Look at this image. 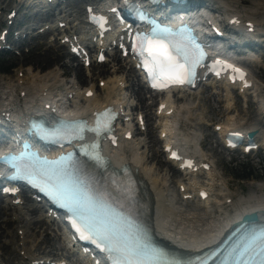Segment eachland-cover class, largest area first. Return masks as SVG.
I'll return each instance as SVG.
<instances>
[{"label":"bare ground","instance_id":"1","mask_svg":"<svg viewBox=\"0 0 264 264\" xmlns=\"http://www.w3.org/2000/svg\"><path fill=\"white\" fill-rule=\"evenodd\" d=\"M33 1L37 0H31L28 6H30ZM231 1L237 3L235 0H216L223 13L231 11L239 15L243 20L257 22L255 17L249 15V13L244 10L227 8V6H230L229 3ZM20 2L24 1H16V3ZM86 5L102 8L104 3L103 0H68L67 3L60 8L59 13H57L59 17L55 16V19L50 21V23H52L51 25L47 26L46 24H41L38 27H43V29L48 28L55 32L59 30L58 22L62 21L65 23L66 26L63 33H60L61 36L58 37L59 42H61V44H67L69 49H75L77 54L85 52L89 55L92 64L97 63L95 59L98 55V50H96L97 48L95 46L98 39L95 38L92 27L86 23ZM5 6L6 4L0 6V10L2 11L0 15V24L3 20L8 19L6 16L11 12V10L7 9L5 11ZM53 6V4L50 5L48 12L41 13V10L38 9L34 14L51 16ZM255 24L259 25V23ZM45 25L47 26L46 28H44ZM31 27L33 26L31 25ZM23 32H25V30H23L22 33ZM111 40L112 38L109 39V41ZM68 55H70L71 58L76 57L69 51ZM126 59L127 57H121L118 52L112 54L111 59L109 58L108 60L107 58V60L102 63L103 73H109L103 79L100 78V80L104 82V92L102 93V88L99 90L102 94L101 97L96 95L98 90H95L96 87H94V84L81 90L74 80H68L63 83L64 88L61 89V91H63L62 93L57 94L53 92L59 84L58 77H60L61 74L58 73V70L37 72L27 69L25 76L22 78L17 77L14 79V82L10 79H0V117L3 119L4 114L2 112L7 110L11 112L16 111V115L18 114L17 111H19L20 114L18 119L20 120H23L26 115H34L36 113L48 114L49 112L43 110L41 106V99H45L47 104L56 106L58 110H60L62 102L69 100L77 101L79 104H86V106H91L92 109L101 108L108 103L118 104L120 106L127 105L130 104V100L129 98L125 99L127 95H123L125 91L123 89L128 87L140 100L141 107L145 109V120L149 121L153 117L150 114L151 112H149V105L144 104L143 94L145 89L141 83L133 81L134 79H138L134 73L136 69L133 65H128L129 62ZM250 61L255 62L256 60L253 61L252 58H250ZM68 62L69 60H62L60 64L61 68H63L62 73H66ZM108 66L110 69L105 71L104 69H107ZM75 72L77 76H81L79 67L75 68ZM24 82L27 84H24ZM254 82L257 86L256 79H254ZM17 83H20L18 84L20 88L16 92L15 86ZM203 85L221 88L222 91L225 92L224 95L227 99L226 107H232L231 87H227L222 82H212L209 80L204 82ZM88 89L94 90V94L91 97L85 95ZM195 92L197 91L193 93ZM199 93L200 91L198 94ZM241 93L244 94L245 90H242ZM69 96H71V98ZM255 96H257V99L254 101L258 103L260 108V110L257 109L258 112L256 115L260 117L264 112V98H258V93L254 96L252 95L253 98ZM204 99L206 100L207 98ZM183 100H185V96ZM157 108L158 105L153 115L164 120L163 129L159 132L160 137H164L165 132L168 133V140L179 145L182 152H189L193 157L198 159V163L199 160L203 161L210 159L204 154L200 144L203 136L201 137L202 130L198 125L204 122L203 117L197 116L196 114L193 116L192 110L188 105L184 104V102L175 103L173 101L168 103V107L165 110L173 108L174 112L172 115H166L164 111L157 112ZM130 111H132V107H130ZM81 113L85 114L86 111L81 110ZM181 114H184L183 117L186 118L187 121L189 120L191 125L193 120L196 125L198 123V129L191 128L183 130L181 128ZM236 116H228L223 123L215 125L217 137H223L228 131L234 129L245 132L255 130V126H249L248 128L242 127L243 123L239 124L240 122L237 120L241 119V117L239 116V118H237ZM179 124L180 126H178ZM132 129H134V132L136 131L133 124L131 126V131ZM122 134V131H120V147L118 149H108L106 153L117 167L124 164L132 171L137 180L140 195L146 202L143 207L145 217L151 227L155 229L156 236L166 245H175L186 250H192L195 247L200 248L202 245L212 240L215 234L222 230L228 222L232 219H237L242 208L254 207L260 210L258 216L264 219V185L256 184L250 194L236 199L230 194L228 182L222 181L213 161L207 171L201 169L197 171V173H188L185 170L181 171L177 164L167 160L166 153L165 158L170 162L169 164L174 165L180 174L183 172L182 181L176 184L177 191L175 192L176 188L174 189V185L170 184L171 181L167 183L165 174H161L160 170L158 171L156 166H153L151 163V157L144 153L143 144L145 143L142 144L139 137L133 140H125ZM255 139L260 145H264V133H262V131L256 129ZM158 155L160 156V154ZM199 177L201 180L198 179ZM203 177L205 180H203ZM180 189L184 190L181 192ZM200 189L208 190V196L204 200L198 198ZM188 193L191 194V198L184 199L183 195ZM229 199H231L230 204L234 207V214H232L231 210L225 208V204ZM210 207H215L214 213L209 210ZM6 211H9L11 216H15L13 217V223L16 224L15 229L17 234L11 229H3L0 231V264H56L60 260H65L68 264H90L88 261H80L76 254L70 251L66 241L55 230V227H52L55 223L52 219L47 217L45 214L47 210H45L43 206L36 204L33 200L24 203L22 206H15L10 202L4 203L3 200L0 199V218H2L0 219V223L7 221L6 218L2 216ZM49 228H52L55 232L51 233ZM6 246L9 247V251L7 250L8 254L5 255L4 248Z\"/></svg>","mask_w":264,"mask_h":264},{"label":"rangeland","instance_id":"2","mask_svg":"<svg viewBox=\"0 0 264 264\" xmlns=\"http://www.w3.org/2000/svg\"><path fill=\"white\" fill-rule=\"evenodd\" d=\"M235 1H237V3L231 1L229 3L230 6H227V8H235L248 12L249 15H252L256 18L257 22L260 25L262 24L261 27L264 29V0ZM5 4L6 6L4 9H8L15 6V1L0 0V6ZM215 5L220 7L218 3H216ZM25 11L27 12L26 9L22 8L19 14L22 15V13ZM34 12H27L23 14L25 15L24 19H26L27 23L36 24L37 22H44L45 20L52 21L53 19L52 16H45L46 18L44 16H31V14H34ZM43 18L45 19L43 20ZM5 21L0 24V28L5 25ZM257 54L260 58V62L253 64L249 69L250 73L256 79L258 84V98H264V47L262 48V50H257ZM62 60H69L66 73H62L63 68H61L60 66ZM8 63H13L14 66L9 68L5 72H0L1 80L10 79L14 82V79H16L17 77H24L27 69H31L37 72L58 70V73H60L61 75L60 77H58V86L53 90V92L55 93H58L62 89V87L64 86V82L68 80H74L76 81L75 83L78 85V88H80L81 90H84V88H87L91 84H94V87H96L95 90H98V94L96 92V95H99V97H101L102 94L99 92V90L102 88L101 91L103 93L104 89L103 81H100V78L103 79L109 73H103L102 63H92V66L85 67L76 59V57L71 58L70 55H68V50H66V48L61 44H58L57 39L54 40V36L49 32L31 39L28 44H24L21 47L19 55L10 52H0V64ZM128 65H131V63H129ZM77 67H79L81 70L80 77L77 76L75 72V68ZM108 69H110L109 66L104 70L106 71ZM134 73L136 74L135 70ZM136 76V78H138L137 74ZM133 81L139 83L137 79H134ZM18 84L20 83H17V85L15 86L16 92L20 88ZM24 84L27 83L24 82ZM133 86L135 87L134 84ZM219 89L221 88H212L210 85H201L198 87L197 92L189 94L190 97L188 94H186L185 100H183V102L192 110L193 116H195L196 114L197 116H201L204 118V122L200 123L199 125L197 123V125L200 126L202 130L201 137L203 136V138H201L202 141L200 144L203 148V152L207 157L211 159V161L214 162L216 170L219 172L222 181L228 182V185L230 186V194L233 196V198L237 199L241 196L250 194L256 184L264 185V152L262 150H258L256 151V153L252 152L250 155H244L238 150L232 151L225 149L221 144L219 137H217L218 135L217 131L214 130V125L223 123L228 116L237 115V118H239V116L241 117V119H237L240 122L239 124L243 123V126H240L247 128L249 126H255V130L257 129L264 133V112L260 115V117L256 115L260 108L258 103L254 101L257 99V97L253 98L251 95L252 91L248 94H243L235 89H231L233 105L231 108H227V99L224 95L225 92L222 91V89ZM123 90H125L123 95H127V98H125H129L130 103H132L133 114H136L139 111L141 113H144L145 109L141 107L140 100L137 98L136 94H133L131 89L128 87ZM199 91L200 93L198 94ZM143 96L144 104L149 105V112H151L150 114L153 118L149 121L146 120L147 126L145 130H137L136 138L139 137V140L142 141V144L145 143L143 144L144 149L142 148L143 151L145 150L144 153L147 156L151 157L150 161L153 166H156L157 170H160L161 174H165L167 183L171 181L170 184L174 185L173 187L174 189L176 188V192V184L183 178V176L178 172L177 168L174 165L169 164L170 162H168L165 158V154L162 148V140L161 138H159L160 127L161 129H163L164 120L162 118H160L159 120L156 118L157 116L153 115V112L157 107V99L152 98L146 91V89ZM204 98L207 99L205 100ZM183 116L184 114H181V128L183 130L191 128L198 129V126L196 125L194 120L191 125L190 121H187ZM158 154H160V156ZM247 170H249L250 172L247 174L244 173ZM198 179L201 180L200 177ZM203 180H205L204 177ZM9 213V211L3 213L2 216L3 218H6L7 221L0 223V231H2L3 229H11L16 233V224L13 223V217L15 216H11V214ZM52 227L56 226L53 224ZM49 231L51 233L55 232L52 228H49ZM7 250L9 251V247L6 246L4 248L5 255L8 254Z\"/></svg>","mask_w":264,"mask_h":264},{"label":"snow or ice","instance_id":"3","mask_svg":"<svg viewBox=\"0 0 264 264\" xmlns=\"http://www.w3.org/2000/svg\"><path fill=\"white\" fill-rule=\"evenodd\" d=\"M142 43L146 45L144 50L148 52L154 64L166 66L168 74L165 78L173 83L189 82V77L194 75L195 65L199 63V50L194 54L187 49H181L185 61L181 65L171 53V49L178 47L177 45L166 44L163 41L147 37ZM236 71L239 72L238 69ZM153 86L166 85L154 84ZM107 126L106 122L98 121V127L92 130L99 134L100 131L106 130ZM85 154L87 155V153ZM50 176V195L56 200L63 201L62 206L68 208L70 212H74L83 222V227H79L75 221L72 223V227L81 234L82 239L92 238V236L84 235L86 231L91 232L94 236H99L106 245L103 250L114 254L110 257L113 264H151L147 246L136 238L128 228L115 220L87 188L73 182L68 177L66 169L54 170ZM262 237H264V230L252 238L255 244L254 249L252 245H246L240 255L247 252L253 259L258 260L259 264H264V239H261ZM256 241L259 242L256 243Z\"/></svg>","mask_w":264,"mask_h":264},{"label":"water","instance_id":"4","mask_svg":"<svg viewBox=\"0 0 264 264\" xmlns=\"http://www.w3.org/2000/svg\"><path fill=\"white\" fill-rule=\"evenodd\" d=\"M254 134V132H250L249 135L252 136ZM252 218L256 219V215L255 214H247L243 217L244 220H253Z\"/></svg>","mask_w":264,"mask_h":264},{"label":"trees","instance_id":"5","mask_svg":"<svg viewBox=\"0 0 264 264\" xmlns=\"http://www.w3.org/2000/svg\"><path fill=\"white\" fill-rule=\"evenodd\" d=\"M9 69V67L8 66H5V65H3V64H0V71H3V70H5V71H7ZM250 171L249 170H247V171H245L244 173H249Z\"/></svg>","mask_w":264,"mask_h":264}]
</instances>
